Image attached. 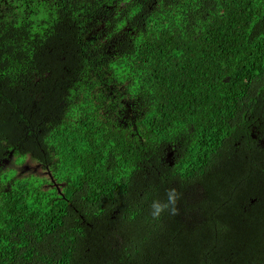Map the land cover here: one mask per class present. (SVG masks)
<instances>
[{"label": "trees", "instance_id": "16d2710c", "mask_svg": "<svg viewBox=\"0 0 264 264\" xmlns=\"http://www.w3.org/2000/svg\"><path fill=\"white\" fill-rule=\"evenodd\" d=\"M0 264H264V0H0Z\"/></svg>", "mask_w": 264, "mask_h": 264}, {"label": "clouds", "instance_id": "9594fccd", "mask_svg": "<svg viewBox=\"0 0 264 264\" xmlns=\"http://www.w3.org/2000/svg\"><path fill=\"white\" fill-rule=\"evenodd\" d=\"M254 138V137H253ZM175 193L173 191H170L167 193V199L169 202H173ZM151 208L153 209L152 215L156 216L161 211V204L157 201H154L151 205Z\"/></svg>", "mask_w": 264, "mask_h": 264}, {"label": "flooded vegetation", "instance_id": "af4514ba", "mask_svg": "<svg viewBox=\"0 0 264 264\" xmlns=\"http://www.w3.org/2000/svg\"><path fill=\"white\" fill-rule=\"evenodd\" d=\"M171 155H173V148L171 149V152H168L167 156H165V161H169L167 160L168 157H170ZM172 159H173V156H172Z\"/></svg>", "mask_w": 264, "mask_h": 264}, {"label": "rangeland", "instance_id": "374dc122", "mask_svg": "<svg viewBox=\"0 0 264 264\" xmlns=\"http://www.w3.org/2000/svg\"><path fill=\"white\" fill-rule=\"evenodd\" d=\"M30 166L32 167V169H33V166H32V164H30Z\"/></svg>", "mask_w": 264, "mask_h": 264}]
</instances>
